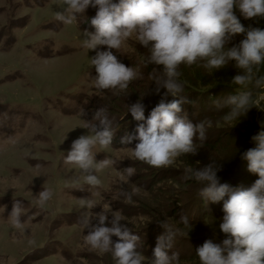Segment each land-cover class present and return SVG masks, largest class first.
<instances>
[{
  "label": "rangeland",
  "instance_id": "obj_1",
  "mask_svg": "<svg viewBox=\"0 0 264 264\" xmlns=\"http://www.w3.org/2000/svg\"><path fill=\"white\" fill-rule=\"evenodd\" d=\"M63 7V0H0V264H115L111 253L90 251L84 243L87 230L79 219L86 209L81 208V199L94 201L96 207L87 209L93 223L98 222L95 213L103 210L109 215V221L111 212L119 211L124 217L121 223L127 224L134 234L143 235L150 226L161 228L160 222L166 219L170 225L183 228L179 223L181 215H186L191 222L192 208L185 207L201 186L195 180L183 179L185 169H200L213 161L222 166L233 154L235 142L219 156L217 152L221 149L204 150L203 156H208L204 162L193 163L191 154L178 158L174 166L165 169L137 161L132 148L139 141L125 145L121 139L128 136L131 126L129 136L137 135V126L144 121H136L129 114L124 117V110L140 99L147 104L159 102L166 90L156 94L155 82L139 73L142 78L130 83L127 94L98 92L92 85L96 72L90 63L96 53L83 47L84 31L95 32L91 18L97 9L89 7L73 24L65 26L55 19V13ZM251 21L262 28L258 18ZM243 36L246 32L235 35L239 39ZM102 48L106 50V46ZM113 52L120 62L136 71L148 55L135 36L125 42L120 52ZM209 75L219 78L217 71L209 74L203 68L187 67V78L198 84L208 81ZM184 94L187 98V93ZM226 96L221 94L211 101L187 100L181 105L180 115L187 114L196 124L207 112L216 110L214 101ZM101 107L108 110L113 121L114 137L107 148L94 146L93 155L97 162L108 158L111 163L101 166L96 173L101 182L98 187L84 185L81 191L73 187L77 177L83 183L81 170L66 165L64 158L73 140L89 134L85 125L99 123L93 116ZM251 110L264 114L256 108ZM149 115L145 114V118ZM215 118L220 122L208 129L210 137L235 125L241 129L246 127L242 117L231 123L224 122L220 113ZM196 143L199 149V141ZM127 167L135 169L131 177L124 172ZM256 179V174L248 180L235 176L231 183L238 182L240 188L250 187ZM133 186L140 190L139 194L126 202L122 193L130 192ZM45 188L51 189L53 196L41 208L35 201ZM16 200L22 203L20 228H14L8 221ZM197 200L198 196L196 204ZM196 204L194 208L198 215L202 214L204 223L184 229L193 231L189 233L191 237L176 238L169 255L187 253L192 246L187 241L194 242L193 248H196L199 239L220 243L226 238L219 228L221 221L206 216L208 211L218 213L221 205ZM106 226L110 227V222ZM152 242L147 240L146 246H142L141 241L138 249L144 256V264H151L156 245ZM181 264H199V260L187 259Z\"/></svg>",
  "mask_w": 264,
  "mask_h": 264
},
{
  "label": "clouds",
  "instance_id": "obj_2",
  "mask_svg": "<svg viewBox=\"0 0 264 264\" xmlns=\"http://www.w3.org/2000/svg\"><path fill=\"white\" fill-rule=\"evenodd\" d=\"M63 4L62 10L55 13V19L65 26L73 24L89 7L97 9L95 17L91 18L95 32L84 31L83 47L96 53L90 63L96 72L92 85L98 92L127 94L130 83L142 78L133 67L120 62L113 52H120L133 36L147 50L144 63L153 66L149 78L157 86L156 94H160L161 89L166 90L147 119L142 100L128 106L136 121H144L138 124L137 135L121 139V144L125 145L139 141L132 148L137 161L155 169L169 168L180 157L196 155V141L202 147L207 140V131L213 127L211 119L194 124L187 114L180 115L181 105L188 102L181 66L195 65L212 74L231 63L238 70L230 81L238 91L213 102L215 109L223 112L224 122L239 121L253 108L264 112V29H245L236 15L238 9L246 20L264 19V0H63ZM245 32V39L228 47L235 35ZM102 46H106V50ZM93 119L99 123L86 124L89 134L73 140L64 158L66 165L81 170L83 183L79 177L73 180V187L81 191L84 185L98 187L101 182L96 173L101 166L111 163L108 158L97 162L93 148L97 144L102 148L112 144L113 121L104 107L96 110ZM251 140L255 147L241 155V159L247 161L248 171L258 175L249 188L221 183L217 175L221 166L215 161L200 169L184 171L185 181L195 180L202 185L198 195L205 206L223 201L224 216L219 228L226 238L220 243L208 239L198 247L199 264H264V130ZM124 172L131 177L135 169L127 167ZM139 191L133 186L122 195L126 202H131ZM52 196V190L45 188L35 202L43 208ZM21 204L14 201L8 217L14 228L22 226ZM94 207L91 198L81 199V208L86 210L81 213L79 222L87 230L84 243L89 250L111 253L115 264H144V256L138 250L141 238L127 224L121 223L124 217L120 212L112 211L109 221V215L102 210L95 213L98 222L93 223L87 209ZM106 222L111 226H106ZM179 223L183 228L170 225L167 219L160 222L164 232L157 237L151 264H181L180 254L169 255V250L177 237H188L189 231L184 229H191V224L186 215H181ZM113 237L118 240L113 241Z\"/></svg>",
  "mask_w": 264,
  "mask_h": 264
},
{
  "label": "trees",
  "instance_id": "obj_3",
  "mask_svg": "<svg viewBox=\"0 0 264 264\" xmlns=\"http://www.w3.org/2000/svg\"><path fill=\"white\" fill-rule=\"evenodd\" d=\"M115 2H118V0H115ZM236 11H237L236 13L238 15H240L239 10L237 9ZM239 19H240V22L244 25L245 29H247L249 27H253V28L256 27V25H254L251 20H246L243 17L239 18ZM258 21L262 25L261 29H264V19L258 18ZM84 28H88V27H84ZM245 37L246 36H243V37H240V39H239L238 37L234 36L231 39L230 43L228 44V47L239 44L240 41L245 39ZM152 67L153 66H151V65L145 66V63H143L141 65V67H139V69L140 68L141 69L137 70V73H142V75L145 77V79L151 80L149 78V73L152 71ZM180 71L182 72L181 79L185 81V85L187 84V86H185V87H187L185 89V92L187 93V100H189L190 102H192L196 99H199V98L211 101V100H215L221 94L231 95V94H234L235 91H238V89H236L235 86L230 84L232 77L235 76L238 72V70L235 67H233V65L231 63L229 65H227L226 67L217 71V72H219V75H218L219 78H216L217 76L212 78V76L209 75L210 77H208V79H206L208 81L203 82V83H199V84L195 81H192L191 77H190L191 79L187 78L188 77L187 76V67L181 66ZM170 98L171 97H169L168 99H170ZM142 102L145 105V114L151 113L152 109L155 107V104L157 105L159 103V102H155L152 104H147V102H145V101H142ZM218 113L223 115V112H220L217 110H212V111L210 110L209 112H207L203 116V119H205V118L211 119L213 121V127H215L219 121V120H215L216 119L215 117H217ZM123 114H124L123 115L124 117H125V114H126V116L128 114L132 115L128 110H124ZM123 116H122V118H123ZM241 122H246V127H243V129H241L240 125L239 126L235 125V126H233L232 129L222 130L220 133H218L219 135L217 133H216V136L213 135L212 137L207 135L206 142H204L202 147L201 146L199 147L197 154L196 155L191 154L192 156H194L193 163H195L196 161H198V162L203 161L204 162V161H207V159H208L207 154H206V156H203L204 150L210 149V150L216 151L218 149H221L219 152L216 151L218 156H219V154H221V151L226 150L232 144V142H235L233 154L231 155L230 159L221 166V170L217 173L218 177L220 178L221 183H227L234 188H240L239 185H237L238 182L237 183H231V181L235 178V176H242L243 179L248 180L249 177L252 175V173H250L248 171L247 161L241 159V155L243 152L247 151L248 149L255 147V144L252 142L251 137L263 130L264 126H262V125H264V114L260 115L258 113V111L254 110L252 112V110H251L248 112L246 117H242ZM131 127L128 129L129 131L127 132L129 134L132 132ZM129 134H128V136H129ZM199 145H200V143H199ZM201 187H202V185L199 186V189ZM243 188L246 189V188H249V186H246V187L244 186ZM199 189H197V191L193 194V196L191 197V201L188 200V204L185 207V209L192 208L191 216H193V219L190 222L191 229L195 225H197V223L202 224V223H204L203 221H205V219H201L202 214L198 215L197 210L194 208V206L196 204L197 196H198L197 202H198V204H201V207H203V205L205 203L204 200L202 198H200L198 195ZM198 204H196V205H198ZM219 204L221 205V208L223 209V201L219 202ZM222 209L216 214H214L211 211H208L206 216H209V218L211 217L214 220L222 222V218L224 215V212ZM178 211L179 210L176 209L175 213H177ZM163 232H164V229L162 227L160 228V227L155 225V226H150V229L143 232V235L142 234H137V235H139L141 238V241L144 242V244H142V246H144V245L146 246L147 240H149L150 242L152 240L153 241L152 243H156L157 237L159 235H161ZM190 234H189V236L191 237ZM177 239H181V238L177 237ZM183 239L186 240V238H183ZM205 241L199 239V242L196 243V248H193V247H195L194 242H188L187 241V243H189V244L191 243L192 246L189 250L186 251L187 253H185V254L183 253L180 255V262H183L187 259L190 261L196 260L198 258L196 256L197 247L199 245L202 246Z\"/></svg>",
  "mask_w": 264,
  "mask_h": 264
}]
</instances>
